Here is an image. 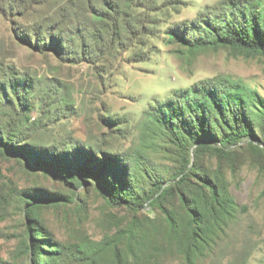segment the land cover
Instances as JSON below:
<instances>
[{"label": "rangeland", "instance_id": "1", "mask_svg": "<svg viewBox=\"0 0 264 264\" xmlns=\"http://www.w3.org/2000/svg\"><path fill=\"white\" fill-rule=\"evenodd\" d=\"M245 5L262 9L2 0L0 264H36L34 246L42 264H264V55L174 36ZM214 79L252 96L237 143L221 141L230 116L206 117L200 141L190 112L159 120L178 91ZM36 153L71 176L32 166Z\"/></svg>", "mask_w": 264, "mask_h": 264}, {"label": "trees", "instance_id": "2", "mask_svg": "<svg viewBox=\"0 0 264 264\" xmlns=\"http://www.w3.org/2000/svg\"><path fill=\"white\" fill-rule=\"evenodd\" d=\"M258 6L262 7V9H254L250 5H245L243 8L234 6L223 18L216 20L215 24L208 19L200 20L198 24L194 23L190 30L184 32L177 31L174 36L183 45L192 50L223 46L239 49L250 54L264 55V0H257ZM0 13L2 15L5 14L4 8L2 7V0H0ZM49 47H56L51 39ZM88 55L91 54L88 53ZM136 62H142V60ZM248 93L239 84L225 79L199 82L189 90H180L176 93L179 102L177 107H174L173 103H170L171 107L161 105L165 110L159 112L158 118L160 121L166 122L169 116L171 118L177 114L184 116L185 113L190 112L191 120H194L192 135L196 141H200V134L205 131L204 129L207 123L206 117L211 116L216 121V117L226 119L230 116L231 120H227L226 126L231 133L221 141L227 144L237 143L238 139L242 135H246L248 131V126L244 120V109L248 105V102L252 101V96ZM7 141L8 143L6 144L10 145V149L12 148L10 153L17 152V148L14 149L15 146L11 142L12 140L9 139ZM1 143L3 144L0 139ZM198 147H201V144ZM27 152H24V154H27ZM28 159L31 165L37 168L47 169L56 166L54 168V174L59 178L64 179L71 176L68 168L45 160L38 153L32 154ZM210 193L214 204H217L219 201L222 203L224 194H218L215 189L210 190ZM116 197L119 199L120 196L117 195ZM143 197L141 199L137 197V200L139 199L138 202L142 203L146 201V196ZM200 213L201 231L203 232L207 228L208 219L204 209H200ZM34 250L36 264H42L39 259L41 255V252H39L40 247L34 246Z\"/></svg>", "mask_w": 264, "mask_h": 264}]
</instances>
